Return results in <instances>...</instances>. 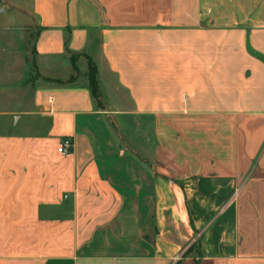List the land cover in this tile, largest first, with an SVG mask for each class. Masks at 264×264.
<instances>
[{"label": "crops", "instance_id": "crops-1", "mask_svg": "<svg viewBox=\"0 0 264 264\" xmlns=\"http://www.w3.org/2000/svg\"><path fill=\"white\" fill-rule=\"evenodd\" d=\"M0 8V94L21 52L125 95L49 83L0 109V264H264V0Z\"/></svg>", "mask_w": 264, "mask_h": 264}, {"label": "rangeland", "instance_id": "rangeland-1", "mask_svg": "<svg viewBox=\"0 0 264 264\" xmlns=\"http://www.w3.org/2000/svg\"><path fill=\"white\" fill-rule=\"evenodd\" d=\"M19 34V32H18ZM16 34V36L18 35ZM7 38L8 35L4 34L3 38ZM8 42L10 41L13 49L17 50L19 46L21 48L22 43H18V41H14L13 38L7 39ZM12 52V51H10ZM28 54H32L33 51L31 50V46L29 47ZM3 85L6 86H13L15 89L13 91L5 90L2 94H0V109H11L18 107V103L24 98H30L32 95V90L36 86L45 85L49 83L57 84L55 82H49L45 79L46 76L42 74L37 69V66H30L29 61L27 60L26 56L23 55L21 52H4L3 53ZM76 65L77 69L73 71L71 76H67L62 78L67 80L68 78L72 77L73 82L76 84H90V68L87 66V62L85 60H79L76 57ZM56 70H66L67 65L63 64L62 61L58 62L56 65ZM65 72V71H64ZM104 83V82H103ZM111 85L114 86L113 81L110 82ZM104 85V84H103ZM102 85V89L100 86L99 89V96L96 97L97 106L98 107H106L108 102L112 96L115 95L116 92L110 90V95L107 94L104 90V86ZM112 86V87H113ZM117 96H124V93L117 92ZM123 99V98H121ZM99 101V102H98ZM121 125L125 131L133 129V123L127 121L126 123L121 122ZM127 125V128L124 127ZM122 129V128H121Z\"/></svg>", "mask_w": 264, "mask_h": 264}, {"label": "trees", "instance_id": "trees-1", "mask_svg": "<svg viewBox=\"0 0 264 264\" xmlns=\"http://www.w3.org/2000/svg\"><path fill=\"white\" fill-rule=\"evenodd\" d=\"M75 59H76V55H73L72 63L74 65V68L77 69ZM89 68H90V73H89L90 84H89V87L92 91L93 96L96 99V97L99 96L100 83H99V79H98V68H97L96 64L91 59H89ZM45 79L48 80L49 82H55V83L60 84V85H65V84H68L70 82H73L72 77L68 78L67 80H64L62 78H54V77L46 76ZM194 247H196V245ZM194 247H192V248H194Z\"/></svg>", "mask_w": 264, "mask_h": 264}, {"label": "built area", "instance_id": "built-area-1", "mask_svg": "<svg viewBox=\"0 0 264 264\" xmlns=\"http://www.w3.org/2000/svg\"><path fill=\"white\" fill-rule=\"evenodd\" d=\"M72 145H73V143H72L71 139H69V138L63 139L59 148H58V151L60 153L67 154L70 152Z\"/></svg>", "mask_w": 264, "mask_h": 264}, {"label": "water", "instance_id": "water-1", "mask_svg": "<svg viewBox=\"0 0 264 264\" xmlns=\"http://www.w3.org/2000/svg\"><path fill=\"white\" fill-rule=\"evenodd\" d=\"M2 9L0 8V11H1Z\"/></svg>", "mask_w": 264, "mask_h": 264}]
</instances>
